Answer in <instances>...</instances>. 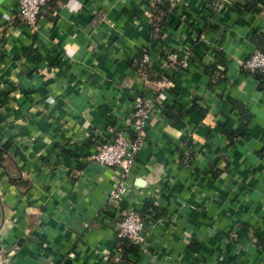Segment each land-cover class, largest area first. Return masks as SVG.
<instances>
[{"label": "crops", "instance_id": "obj_1", "mask_svg": "<svg viewBox=\"0 0 264 264\" xmlns=\"http://www.w3.org/2000/svg\"><path fill=\"white\" fill-rule=\"evenodd\" d=\"M16 1L0 0L3 264H264V92L241 67L264 0H49L35 29ZM186 50L185 68L166 59ZM135 96L149 118L110 199L118 173L90 156L133 134ZM128 209L143 244L116 237Z\"/></svg>", "mask_w": 264, "mask_h": 264}, {"label": "built area", "instance_id": "obj_2", "mask_svg": "<svg viewBox=\"0 0 264 264\" xmlns=\"http://www.w3.org/2000/svg\"><path fill=\"white\" fill-rule=\"evenodd\" d=\"M49 0H17L15 6V18L29 26L32 29L37 27V21L40 16L41 9ZM215 6V10H219L221 5ZM148 16V22H152L151 13L145 11ZM190 52H169L166 54L168 62L178 68H185ZM146 53L141 54V62L143 65L147 62ZM241 67L247 69L251 73L264 74V51L254 50L250 55L241 62ZM145 73V69L141 71ZM158 86L163 84L157 83ZM168 84V83H166ZM149 104L141 96L133 98L132 106V129L133 134L124 130L116 131L113 136L102 142L96 152L90 156V159L96 163L110 167L117 171L118 181L114 188L108 192L110 199H120L126 192V179L132 169V163L135 153L141 145V136L139 131L144 127L149 118ZM145 220L133 209L126 210L118 223L116 236L127 244H143ZM5 262V255L0 251V264Z\"/></svg>", "mask_w": 264, "mask_h": 264}, {"label": "trees", "instance_id": "obj_3", "mask_svg": "<svg viewBox=\"0 0 264 264\" xmlns=\"http://www.w3.org/2000/svg\"><path fill=\"white\" fill-rule=\"evenodd\" d=\"M251 1H254V0H244V5H243L244 7L243 8L246 9V10L247 9H251ZM158 8H159V6H158ZM158 8H157V10H158ZM157 10H156V12L154 14L158 13ZM156 16H157L158 19L159 18H162V17L164 18L163 11L159 10V14H156ZM150 24H152V26H156V24H155V17L153 18V20H152V22ZM250 41L255 46V48L257 50H261V51L263 50V48H264V36L262 34H259V33H256V32L252 33V35L250 36ZM140 55H141V53H140ZM210 69H212V67H210ZM249 74L256 80V82H257V88L260 91L264 92V74H261V73H251V72H249ZM229 101L238 109V111H239L240 114L242 113V115H244L243 118L247 119L248 114H247V111L244 108V106L241 105L240 103L236 102V101H233V100H229ZM231 134H236L237 135V134H239V132L238 131H235L234 133L232 132ZM226 136H230V134H227L226 133ZM2 151L3 150L0 149V153ZM144 207H146V205ZM140 217L142 218V215H140ZM117 239L122 240V239H120L118 237H117ZM121 253L123 254L122 251H121Z\"/></svg>", "mask_w": 264, "mask_h": 264}, {"label": "water", "instance_id": "obj_4", "mask_svg": "<svg viewBox=\"0 0 264 264\" xmlns=\"http://www.w3.org/2000/svg\"><path fill=\"white\" fill-rule=\"evenodd\" d=\"M247 70V69H246Z\"/></svg>", "mask_w": 264, "mask_h": 264}]
</instances>
